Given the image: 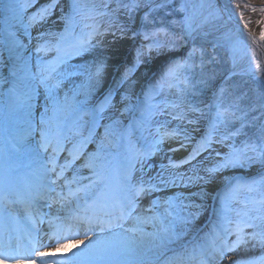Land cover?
<instances>
[{
    "label": "snow or ice",
    "instance_id": "obj_1",
    "mask_svg": "<svg viewBox=\"0 0 264 264\" xmlns=\"http://www.w3.org/2000/svg\"><path fill=\"white\" fill-rule=\"evenodd\" d=\"M85 7L0 0V264H264V197L237 199L264 189V176L224 177L213 226L200 231L225 171L264 170V127L255 142L232 143L242 131L229 109H242L216 89L206 114L181 79L197 49L169 60L181 40L201 41L202 66L215 63L208 47L246 51L243 30L229 29L243 13L218 0H101L87 16ZM165 11L162 23L176 18L171 34L161 40L158 25L141 33ZM141 35L144 43L121 50ZM151 57L165 60L156 75ZM240 75L264 88L258 62ZM45 240L60 242L39 250Z\"/></svg>",
    "mask_w": 264,
    "mask_h": 264
},
{
    "label": "rangeland",
    "instance_id": "obj_2",
    "mask_svg": "<svg viewBox=\"0 0 264 264\" xmlns=\"http://www.w3.org/2000/svg\"><path fill=\"white\" fill-rule=\"evenodd\" d=\"M213 1L217 2V0ZM100 2L101 0H84V4L86 5L84 9V15H90L87 6L91 5L92 3ZM261 2L264 3V0H218V3L221 7L225 4H228L233 8L238 6L239 4L246 5ZM154 15V20L150 19L144 22L148 25V27H141L140 31L141 33L155 32L157 31V28L153 25H158L160 28L165 29L164 32L160 33V39L163 40L165 37V33L171 34L175 29V25L172 24V20H175L176 18L171 17L168 20L167 24H165L161 21L164 19L165 16L169 15L167 11L163 13H156ZM236 15L237 18H239L240 14L236 12ZM96 22L106 23V21H100L99 19H97ZM86 23H92V21H86ZM167 25H171V27H168ZM261 27H264V25L259 24L245 27V23L242 19L239 20V25H237L235 20L230 23L229 29L231 31L237 32L238 28L243 30L244 39L247 45L246 51H237L234 53L227 46L217 47L215 50H213L211 47L205 45L206 47H208L209 52L215 59L214 64H218L220 69L222 70L224 69L225 65L229 66V70H234L229 71L227 76H224V78H221V80L219 79L215 83L213 82V79L215 78V75H218L220 73V70L213 69V67H211L213 63L209 62L207 59L205 60L204 65L202 66L199 52L201 41H197L195 44H188L181 40L175 45L174 50H172V55L169 56L170 61H183L187 58V54L189 51L192 50V48L197 49V53L193 61H189V63L194 64L195 67L189 68L187 72H183L181 75V79L186 78L188 81L191 82L192 85H194V87L192 88V95L189 96V99H192L194 97L196 103L200 104L202 109L207 114L208 106L214 102L216 89H224L227 92V95L224 97L225 106L227 107L229 103H236L238 104L239 108L242 109V111H235V109H229V111L235 112V115L231 118L230 122L236 124L237 127L240 128L242 131L241 136L234 137L231 141L237 146H240V144L244 142H255V136L258 133V130L261 127H264V96L261 95V92L264 91V88H262V85L259 83H254L252 81L247 80L246 77L242 78L241 76H238L236 78H232L235 75H240L241 68L247 66L250 60L253 62V66L255 65V62H258L261 67H264V42L259 40V33ZM253 37H255V39H253ZM107 40L111 42L112 36H107ZM139 43H144L143 35H141L139 41H134L132 44L123 43L125 47L124 49H122V51H130L133 45H138ZM164 64L165 60L163 58L156 59L155 57H151L148 61V67L152 69V75H156ZM142 74H147V69H143ZM229 76H231V79H229V81L226 83L225 77ZM111 78L115 79L114 71L112 73ZM202 80H206L207 83L202 84ZM252 83H254L255 85ZM237 90H240L242 93L240 99L243 100V103H240L239 99H233L234 94ZM201 127L207 126L202 124ZM199 130L200 129L198 128L197 131ZM179 156L180 155L177 153L176 157L178 158ZM229 171L244 173V176L243 174H239L236 177V179H238L241 183H250L252 180H259L261 176H264V170H262L259 166H246L243 169L237 170L230 169L225 171L224 173H227ZM225 189L226 187L221 189L214 199H210L206 202L208 211L205 215V218L200 224V231L202 234L211 230L215 219L213 212L215 209H218L220 207V202L217 197L223 195ZM262 197H264V189H258L257 191L253 192L240 190L237 195V199L242 202L260 200ZM241 206H243V204ZM68 238L83 239L82 236ZM58 242L60 241H56L55 243ZM55 243L47 244L45 245V248L47 250L54 248ZM252 251L255 254L258 250L253 249ZM46 259L47 258H36L37 264H41V261ZM167 259L168 258H166V260Z\"/></svg>",
    "mask_w": 264,
    "mask_h": 264
},
{
    "label": "bare ground",
    "instance_id": "obj_3",
    "mask_svg": "<svg viewBox=\"0 0 264 264\" xmlns=\"http://www.w3.org/2000/svg\"><path fill=\"white\" fill-rule=\"evenodd\" d=\"M214 2V1H213ZM252 7L257 8V12H252L251 7H245V4H239L238 6L234 7L235 11L239 14L243 13V21L245 25L247 26H252V25H259L258 21L261 20V13L259 12V9L261 7H264V3H253L251 4ZM121 47V50L124 49L125 45L121 44L119 45ZM179 155H183V153H178ZM239 174H244V173H239L236 171H229L227 173H224L223 176L218 179L213 185L215 191H212L210 193L211 199H214L215 196L217 195L218 191L225 185L224 183V177H237ZM46 210V209H45Z\"/></svg>",
    "mask_w": 264,
    "mask_h": 264
},
{
    "label": "trees",
    "instance_id": "obj_4",
    "mask_svg": "<svg viewBox=\"0 0 264 264\" xmlns=\"http://www.w3.org/2000/svg\"><path fill=\"white\" fill-rule=\"evenodd\" d=\"M211 67H213V69H217V70H220V73L218 74V75H215V78L213 79V82L215 83L216 81H218L228 70H229V66L228 65H225L224 66V69L222 70V69H220V67H219V65L218 64H213ZM238 76H241V75H235V76H233L234 78H236V77H238ZM232 77V78H233ZM229 79H231V78H228V79H226V83L229 81ZM213 83V84H214ZM252 84H254V83H252ZM255 85V84H254ZM253 90V89H252ZM251 90V91H252Z\"/></svg>",
    "mask_w": 264,
    "mask_h": 264
}]
</instances>
